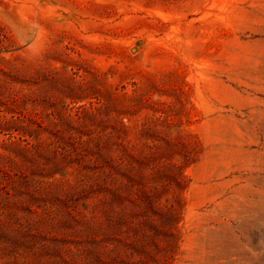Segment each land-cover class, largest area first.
I'll use <instances>...</instances> for the list:
<instances>
[{
  "label": "rangeland",
  "instance_id": "374dc122",
  "mask_svg": "<svg viewBox=\"0 0 264 264\" xmlns=\"http://www.w3.org/2000/svg\"><path fill=\"white\" fill-rule=\"evenodd\" d=\"M0 264H264V0H0Z\"/></svg>",
  "mask_w": 264,
  "mask_h": 264
}]
</instances>
